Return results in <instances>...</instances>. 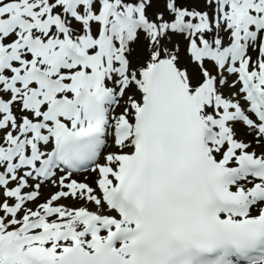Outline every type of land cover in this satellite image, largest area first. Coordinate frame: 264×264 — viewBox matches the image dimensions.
<instances>
[{
    "label": "snow or ice",
    "instance_id": "1",
    "mask_svg": "<svg viewBox=\"0 0 264 264\" xmlns=\"http://www.w3.org/2000/svg\"><path fill=\"white\" fill-rule=\"evenodd\" d=\"M0 264H264V0H0Z\"/></svg>",
    "mask_w": 264,
    "mask_h": 264
}]
</instances>
